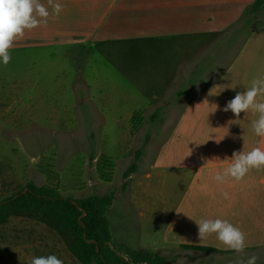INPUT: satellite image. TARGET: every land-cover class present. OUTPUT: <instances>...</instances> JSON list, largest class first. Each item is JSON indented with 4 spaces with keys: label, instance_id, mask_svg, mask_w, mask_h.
Masks as SVG:
<instances>
[{
    "label": "crops",
    "instance_id": "0c3cea01",
    "mask_svg": "<svg viewBox=\"0 0 264 264\" xmlns=\"http://www.w3.org/2000/svg\"><path fill=\"white\" fill-rule=\"evenodd\" d=\"M119 1L57 0L64 6L59 16L50 15L46 25L26 30L11 53L36 48L72 50L102 42L107 38V12ZM253 2L149 0V57H154L149 66L154 69L160 60L165 72L162 85L173 88L174 96L165 103L170 109L177 102L181 107L169 136L151 159H139L140 166L127 177L125 189L116 193L106 212L112 211L114 202L124 209L128 202L134 213L133 231L139 236L149 231L157 242H114L116 246L157 252L173 264H233L237 254L215 235L198 239L194 220L221 218L245 233L243 255L255 254L258 262H264V168L251 169L240 181L214 180L234 152L264 148V138L251 127L254 115L241 113L237 118L223 111L254 78H264V8L250 14ZM181 87L196 88L183 103Z\"/></svg>",
    "mask_w": 264,
    "mask_h": 264
},
{
    "label": "rangeland",
    "instance_id": "374dc122",
    "mask_svg": "<svg viewBox=\"0 0 264 264\" xmlns=\"http://www.w3.org/2000/svg\"><path fill=\"white\" fill-rule=\"evenodd\" d=\"M105 26L102 42L24 49L11 53L7 66L0 64V198L32 182L62 197L112 194L115 200L136 150L141 161L151 159L171 133L181 104L170 109L165 103L174 96L162 85L160 60L149 66V0H120ZM181 89L183 103L196 88ZM106 160L113 164L109 182L97 172ZM124 204L126 209L114 202L106 214L115 249L114 242H157L149 231H133L134 213ZM49 254L79 264L40 222L11 217L0 226V264H29Z\"/></svg>",
    "mask_w": 264,
    "mask_h": 264
},
{
    "label": "trees",
    "instance_id": "16d2710c",
    "mask_svg": "<svg viewBox=\"0 0 264 264\" xmlns=\"http://www.w3.org/2000/svg\"><path fill=\"white\" fill-rule=\"evenodd\" d=\"M262 8L264 0H254L249 13L254 14ZM133 118L136 119L135 116ZM141 154L140 149L136 150L133 161L123 172L121 190L126 187L127 177L136 171ZM102 166L109 168V172H104ZM112 167L113 164L108 160L99 164V178L109 182ZM112 202V194L72 199L60 196L50 186L28 182L16 193L0 198V226L11 217L40 222L57 235L79 264H170V259L157 252L130 251L124 247L115 249L106 219V212ZM182 249L216 252L206 247L182 246ZM125 256L127 259H124Z\"/></svg>",
    "mask_w": 264,
    "mask_h": 264
},
{
    "label": "clouds",
    "instance_id": "9594fccd",
    "mask_svg": "<svg viewBox=\"0 0 264 264\" xmlns=\"http://www.w3.org/2000/svg\"><path fill=\"white\" fill-rule=\"evenodd\" d=\"M63 7L57 0H47V4L41 3V0H0V64L7 66L10 63L11 49L18 39H23L26 30L46 25L49 16H59ZM223 111H231L237 118L241 113H251L256 117L251 122L254 134L264 138V78H254L249 87L237 92L227 102ZM219 142L220 140L217 141ZM261 168H264V148L258 146L247 152L237 151L232 154L228 166L216 173L214 180L224 183L230 177L240 181L251 169ZM222 195L225 199H230L227 192ZM194 222L198 228L199 240L215 235L221 244L237 254L233 264H258L259 256L243 255L246 249L245 233L227 219L201 218ZM29 264H64V261L49 254L34 256Z\"/></svg>",
    "mask_w": 264,
    "mask_h": 264
},
{
    "label": "water",
    "instance_id": "95a60500",
    "mask_svg": "<svg viewBox=\"0 0 264 264\" xmlns=\"http://www.w3.org/2000/svg\"><path fill=\"white\" fill-rule=\"evenodd\" d=\"M83 236H85V234H83ZM89 242H92V241H89Z\"/></svg>",
    "mask_w": 264,
    "mask_h": 264
}]
</instances>
